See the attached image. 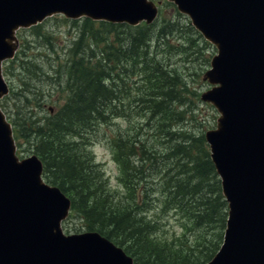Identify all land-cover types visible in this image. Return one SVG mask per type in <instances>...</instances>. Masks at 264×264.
Wrapping results in <instances>:
<instances>
[{"label":"trees","instance_id":"obj_1","mask_svg":"<svg viewBox=\"0 0 264 264\" xmlns=\"http://www.w3.org/2000/svg\"><path fill=\"white\" fill-rule=\"evenodd\" d=\"M83 23L80 40L89 39L80 47L76 42L78 50L70 46L63 65L65 101L54 114L41 117L30 111L19 116L23 132L43 158L44 177L73 198L89 229L123 246L135 264H203L222 243L227 202L203 133L191 136L174 130L176 116L182 115L176 109L182 104L179 75L149 50L155 40L171 46L173 35L183 27L189 33L195 29L188 21L183 23L177 10L171 19L163 15L148 25L90 19ZM136 73L142 80L141 89L127 102L128 108L141 115L139 108L143 107L142 116L147 124L155 122L157 138L166 147L155 149L139 138L140 127L116 137L125 184L133 196L131 202L113 204L98 177V163L88 150L89 133L96 124L125 114L126 99L121 92L133 83L131 76ZM57 84H62L58 76ZM27 98L33 105L47 102L41 103L37 94ZM171 208L184 217L179 236L169 233L162 216Z\"/></svg>","mask_w":264,"mask_h":264},{"label":"water","instance_id":"obj_2","mask_svg":"<svg viewBox=\"0 0 264 264\" xmlns=\"http://www.w3.org/2000/svg\"><path fill=\"white\" fill-rule=\"evenodd\" d=\"M217 44L207 71L219 83L203 94L221 111L207 131L229 202L224 244L206 264H264V0H173ZM54 12L69 17L151 22L150 0H0V65L13 55L15 30ZM8 90L0 70V96ZM37 155L19 160L0 109V264H133L98 231L65 235L71 200L42 179Z\"/></svg>","mask_w":264,"mask_h":264},{"label":"rangeland","instance_id":"obj_3","mask_svg":"<svg viewBox=\"0 0 264 264\" xmlns=\"http://www.w3.org/2000/svg\"><path fill=\"white\" fill-rule=\"evenodd\" d=\"M162 8L161 12L168 19L175 16L176 10L170 3H165ZM181 18L183 23L191 22L183 13ZM177 22L180 21H175V23ZM83 25L82 18L71 20L56 13L45 19L36 28H25L18 31L20 42L22 41L20 50L14 62L7 65L4 71L5 78L12 89L6 98L7 108L5 111L12 122H15V118L18 120V111L19 113L28 112L27 93L33 96L36 92H40L48 98V101L53 99L56 104L55 109L64 102L67 93L64 80L67 79V74L63 65L65 59L70 55V46L74 48L78 42L77 45L80 47L88 41L89 38L80 40ZM189 25L193 26L191 23ZM170 45L155 40V42H151L149 50L157 60L168 65L171 70H175L182 82V104L176 107L177 111L182 112V115L176 116L175 126L177 127L174 130L177 132L186 131L191 136H197L207 129L215 128L219 117L218 111L212 104L201 100L202 94L214 85L207 78V70L210 68L211 59L217 49L211 42L206 41L203 35L200 36L198 31L189 33L187 27L175 32ZM74 49L78 50L79 48ZM71 55L75 57L74 53ZM32 64H38L39 67L36 65L33 67ZM28 67L29 69H27ZM35 70L40 71L38 75H44L38 76L35 74ZM54 71H57L58 75ZM57 76L58 80L62 81L59 86ZM131 79H133V83L127 84L126 91L121 92L122 98L127 100L124 103L125 114L112 117L108 122L96 124L89 133L91 143L88 145V150L91 151L98 163L97 168L101 171L98 177L105 184V190L109 192L108 201L113 204L131 202L133 196L125 184L127 177L122 167L124 160L123 163L118 161L113 139L120 132L128 135L140 127L139 138L148 141L151 147L154 145L155 149L156 147H166L165 143L161 141L162 139L157 138L160 135L154 128L155 122L152 120V123L147 124V119L142 116L141 109L143 107L139 108L141 115L137 114L133 107L128 108L127 102L133 100V96L141 89L138 84H142L137 73L132 75ZM24 80L28 81L25 85L23 84ZM23 86L28 88L27 92ZM142 88H146L145 85ZM51 104L48 102L43 108L37 107L36 111L44 116L48 114V107ZM19 141L22 145L17 144V152L21 158L37 153L33 144L27 139L21 138ZM158 193L156 192V194ZM155 204H159V202L156 201ZM162 216L171 235L182 234L184 217L181 216V213H177L171 208L168 213H163ZM63 227L68 233H81L89 230V226L85 225L78 214L70 215Z\"/></svg>","mask_w":264,"mask_h":264},{"label":"bare ground","instance_id":"obj_4","mask_svg":"<svg viewBox=\"0 0 264 264\" xmlns=\"http://www.w3.org/2000/svg\"><path fill=\"white\" fill-rule=\"evenodd\" d=\"M43 62V61H42ZM33 67H34V65H33ZM34 74V73H33Z\"/></svg>","mask_w":264,"mask_h":264}]
</instances>
